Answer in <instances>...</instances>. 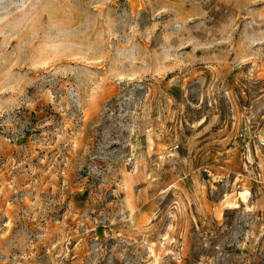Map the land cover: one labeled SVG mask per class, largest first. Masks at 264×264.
Returning <instances> with one entry per match:
<instances>
[{
  "label": "rangeland",
  "instance_id": "1",
  "mask_svg": "<svg viewBox=\"0 0 264 264\" xmlns=\"http://www.w3.org/2000/svg\"><path fill=\"white\" fill-rule=\"evenodd\" d=\"M0 264H264V0H0Z\"/></svg>",
  "mask_w": 264,
  "mask_h": 264
},
{
  "label": "bare ground",
  "instance_id": "2",
  "mask_svg": "<svg viewBox=\"0 0 264 264\" xmlns=\"http://www.w3.org/2000/svg\"><path fill=\"white\" fill-rule=\"evenodd\" d=\"M238 197H239V201L241 203H243V205L248 208L249 204H248V200H249V196H250V192L249 190H247V188H243V190L239 191L238 193ZM153 254V252H151Z\"/></svg>",
  "mask_w": 264,
  "mask_h": 264
}]
</instances>
